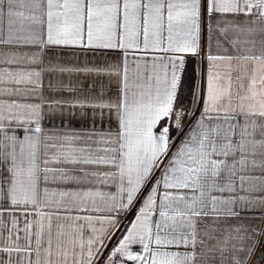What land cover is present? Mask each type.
I'll list each match as a JSON object with an SVG mask.
<instances>
[{
    "label": "snow or ice",
    "instance_id": "obj_1",
    "mask_svg": "<svg viewBox=\"0 0 264 264\" xmlns=\"http://www.w3.org/2000/svg\"><path fill=\"white\" fill-rule=\"evenodd\" d=\"M52 47L98 55L115 93L46 97L79 70ZM66 108L93 127L46 131ZM260 209L264 0H0V264H247Z\"/></svg>",
    "mask_w": 264,
    "mask_h": 264
},
{
    "label": "crops",
    "instance_id": "obj_2",
    "mask_svg": "<svg viewBox=\"0 0 264 264\" xmlns=\"http://www.w3.org/2000/svg\"><path fill=\"white\" fill-rule=\"evenodd\" d=\"M120 53L114 52L110 53V58L119 57ZM203 55V53H201ZM47 58H51L53 61L60 62L63 66L73 69H79L74 72H65V73H54V74H45L43 77V87L42 92L46 97L57 98V99H75L83 98L85 95L95 94L101 88L106 90V94H114L117 88L115 78L109 79L106 75L97 76L93 74H87L83 71L85 65L91 67L95 64H102L103 60L94 56L90 52H83L79 49L73 48H63V47H52L48 50ZM190 58V57H189ZM188 58V59H189ZM197 59L198 65V84L196 92L200 91V88L203 84L206 87V77H207V68L208 62L205 59L203 65H201V59L199 56L195 57ZM54 87H49V83ZM237 85L239 81L236 82ZM68 88L74 89L73 91H68ZM59 89V90H58ZM69 112L72 114L70 115ZM84 112L87 114L82 115V110L79 108L75 109H65L64 115L60 116L48 114L46 111L45 119L43 120V125L45 130L48 132L56 131H76L86 132L93 127L91 115V109H85ZM63 121V124H61ZM188 122L185 123V126ZM114 124V119H113ZM96 127H100L99 123L96 124ZM107 127V123H105ZM250 218L244 219L243 223L259 227V232L255 237V246L251 253L250 258L247 260V264H254L261 247L264 243V209H260L255 212H250L247 214ZM240 222L239 220H229L227 222L221 220L219 226H224L225 223L234 224ZM264 264V261L263 263Z\"/></svg>",
    "mask_w": 264,
    "mask_h": 264
},
{
    "label": "trees",
    "instance_id": "obj_3",
    "mask_svg": "<svg viewBox=\"0 0 264 264\" xmlns=\"http://www.w3.org/2000/svg\"><path fill=\"white\" fill-rule=\"evenodd\" d=\"M198 84V65L197 59L190 57L186 65L182 83L180 86V103L192 106L193 92L196 91Z\"/></svg>",
    "mask_w": 264,
    "mask_h": 264
},
{
    "label": "water",
    "instance_id": "obj_4",
    "mask_svg": "<svg viewBox=\"0 0 264 264\" xmlns=\"http://www.w3.org/2000/svg\"><path fill=\"white\" fill-rule=\"evenodd\" d=\"M188 123H190V121ZM188 123L186 124L185 127L188 126ZM263 261H264V243H263V245L261 247V250H260V252H259L254 264H262Z\"/></svg>",
    "mask_w": 264,
    "mask_h": 264
}]
</instances>
